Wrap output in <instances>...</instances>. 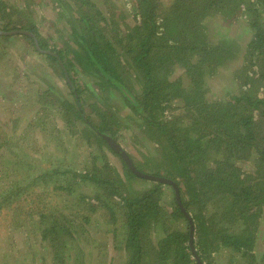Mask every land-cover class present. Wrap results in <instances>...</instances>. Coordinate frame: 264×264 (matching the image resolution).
Here are the masks:
<instances>
[{
	"label": "trees",
	"instance_id": "trees-1",
	"mask_svg": "<svg viewBox=\"0 0 264 264\" xmlns=\"http://www.w3.org/2000/svg\"><path fill=\"white\" fill-rule=\"evenodd\" d=\"M130 1L136 18L132 26L123 21L120 9L108 8L104 13L93 0H74L76 11L67 4L71 12H81L78 21L87 31L72 27L74 46L82 53L76 61L78 67L84 73L91 69L130 112L122 115L112 111L109 98L97 93L90 82L86 89L94 99L92 110L87 112L81 103V90L73 91L69 86L75 102H60L65 110L63 118L70 126L74 125L73 116L79 119L85 124L82 133L88 147L93 136L98 147L89 152L90 166L73 170L62 160L28 184L13 182L1 193L0 210H11L5 228L28 233L24 243L31 257L24 256L21 262L70 264L80 259L85 249L76 227L85 229L96 210L103 208L109 222H121L112 230L113 239L121 243L120 250L126 255L121 264H213V255L220 249L240 254L247 264H264V251L257 253L255 249L264 211V24L260 15L264 0ZM246 1L244 10L240 9ZM247 12L252 37L242 51V65L233 72L239 90L226 99L209 100L208 76L240 52L225 39L209 43L206 22L212 13L234 20ZM18 29L38 37L26 26ZM38 41L53 60L69 53L68 49L48 48ZM65 68L72 72L75 66L68 61ZM176 68H182L188 77V88L180 77L169 78ZM177 109L179 113H175ZM137 117L143 122L138 126L144 129L141 143H156L160 148V166L157 163L151 175L175 181L181 204L172 185L137 176L123 159L124 170L120 172L107 159L104 149L115 151L101 133L116 140L118 129L130 128L128 121ZM147 162L146 167L152 170ZM243 162H251L252 169L243 170ZM167 164L171 169L162 174L158 167L165 169ZM134 166L146 173L138 164ZM48 180L53 184L51 190H43L36 197L43 203L24 198L29 200L25 209L14 202L21 190ZM136 180L150 185L135 189L131 184ZM81 185L91 186L92 193L78 191ZM167 188L172 193L169 204L162 202ZM51 191L66 195L77 192V198L73 204L51 211V203L44 202L50 200ZM210 202L215 204L212 213L206 210ZM182 207L193 223L194 252L190 222ZM169 218L183 220L186 228L167 226ZM33 225H39L35 240L30 237ZM152 239L156 262L149 261Z\"/></svg>",
	"mask_w": 264,
	"mask_h": 264
},
{
	"label": "rangeland",
	"instance_id": "rangeland-1",
	"mask_svg": "<svg viewBox=\"0 0 264 264\" xmlns=\"http://www.w3.org/2000/svg\"><path fill=\"white\" fill-rule=\"evenodd\" d=\"M170 1L162 0L165 4H169ZM93 2L104 13L108 8L122 10L123 21L128 26H132L136 22L130 0H93ZM67 4L76 11L74 0H0L1 30L10 32L26 26L37 32L38 37L35 38L40 49L38 40L48 48L68 49L69 51L66 56L59 59L60 61L53 60L46 56L43 49L38 50L33 38L29 35L22 33L0 34V195L8 186L12 185L11 183L18 181L20 185L24 186L38 174L57 167L62 160L73 170H81L90 166L89 152L96 151L98 140L93 136L91 147H88L87 141L84 139L86 136L82 133L86 129L85 124L74 116L71 118L74 125L70 126L64 120L65 110L62 109L60 102L62 100L75 102L69 86L72 88L73 85L74 90H81V103L87 112L92 110L91 104L94 99L86 89L87 82L93 85L97 93L109 98L112 111L116 110L122 115L130 112L119 100L117 94L110 92L107 84L100 77L94 75L91 69L88 73H84L81 71V66L78 67L79 64L76 61L82 53L74 46L72 27L74 26L84 33L87 31L82 29L81 21H78L81 12L79 14L71 12ZM247 4L248 1L240 4V9L244 10ZM248 15L249 12L242 13L236 19L231 20L225 19L220 13H212L206 22L209 43L216 44L225 39L233 44L234 50L240 52V55L227 60L223 66L217 68L215 74L206 77L209 100L226 99L239 90L233 72L242 65V51L252 37ZM260 15L264 24V13L261 12ZM98 19H93L90 26H94ZM68 61L73 63L75 66L73 71L76 72H67L68 69L65 67ZM124 70L130 72L127 66L124 67ZM65 71L72 85L65 77ZM178 77L182 79L185 88L190 86L189 79L183 73L182 68H176L169 76L171 80ZM177 112L179 113L180 110L177 109L175 113ZM93 116L91 115V119L95 120ZM129 122L132 124L130 128L123 126L118 129L115 141L129 155L134 164H138L146 173L151 174V171L156 170L157 163L159 165V144L148 143L146 146L141 143L140 137L144 130L143 127L138 128L143 123L141 118H132ZM148 147L151 153H148ZM104 150L110 163L120 172L123 171L122 158L108 148ZM147 161H149L152 170L146 167ZM241 167L243 170H250L252 164L243 162ZM158 168L162 174L171 169L168 164L165 169ZM145 185H150V183L136 180L131 184L135 189H141ZM51 186L53 184L49 180L39 181L35 186L32 185L29 186V189L21 190L20 192L23 193L16 197L14 202L23 205L25 209L27 207L24 205L29 200L23 201L24 198H35L34 203L41 204L43 202L36 197L43 193V190H51ZM77 190L92 193L93 188L81 185L77 187ZM166 190L168 194L163 195L162 202L169 204L172 202V193L169 188ZM76 194L66 195L64 192L59 194V191H51L48 194L50 200L44 202H50L52 205L49 203L48 205L51 206V211H54L62 206L73 204L72 202L77 198ZM214 209L215 204L211 202L207 204L208 213H212ZM10 211L0 210V264H23L21 258L31 257L26 252L27 247L24 243L28 233L25 230L22 232L20 229L13 231V229L5 228L9 221L8 212L10 213ZM117 214L119 218L120 213ZM169 219L167 226L186 228L183 220ZM116 226H121V222H118L117 225L112 224L107 220L103 208H98L85 229L76 227L79 231L77 238L79 237L80 245L85 249V255L80 259L73 260L75 251L71 247L70 255L73 256L71 259L73 261L70 264H121L124 262L126 255L123 250H120L121 243L113 239L112 230ZM38 227L39 225H33L30 229V237L34 240L38 237ZM230 227L234 228L233 224H230ZM259 228L255 248L257 253L264 251V211ZM153 235L154 231L151 232L150 237L153 238ZM153 246L152 239L148 248L152 250ZM154 252L152 250L149 261L156 262L157 255ZM67 254L69 253L67 252ZM247 262L245 257L228 249H220L213 255L212 260L213 264H247ZM33 264L41 263L34 260Z\"/></svg>",
	"mask_w": 264,
	"mask_h": 264
},
{
	"label": "water",
	"instance_id": "water-1",
	"mask_svg": "<svg viewBox=\"0 0 264 264\" xmlns=\"http://www.w3.org/2000/svg\"><path fill=\"white\" fill-rule=\"evenodd\" d=\"M12 33H22V34H26V35H29L33 38L34 42H35V45L36 47L38 48V50L41 51V49L39 48V45H38V42L35 38V36L28 32V31H25V30H20V29H17V30H12L10 32H6V31H3L0 29V34H12ZM59 60V59H58ZM60 61V60H59ZM65 77L67 78V80L69 81V83L71 84L69 78H68V75L65 71ZM72 85V84H71ZM72 89L74 90V87L72 85ZM101 136L106 140L107 144L117 153L120 155V157L127 163L128 167L139 177H142V178H146V179H152V180H155V181H158L160 183H163V184H170L172 185L174 191H175V194H176V198L178 200V203H180V200H179V191H178V186L176 184L175 181L171 180V179H168L166 177H160V176H155V175H151V174H148V173H145V172H141L139 171L133 164V162L131 161L129 155L121 148V146L117 143V141H115V139L110 136V135H107V134H104V133H101ZM181 206V205H180ZM182 210L183 212L185 213L186 217L188 218L189 222H190V246H191V250L192 252H194V249H193V246H192V230H193V223H192V220L189 216V214L184 210V208L182 207Z\"/></svg>",
	"mask_w": 264,
	"mask_h": 264
}]
</instances>
